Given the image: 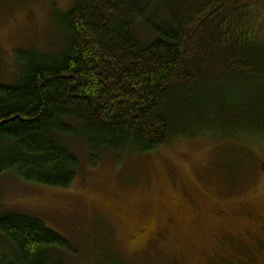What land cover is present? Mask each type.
<instances>
[{"label": "trees", "instance_id": "16d2710c", "mask_svg": "<svg viewBox=\"0 0 264 264\" xmlns=\"http://www.w3.org/2000/svg\"><path fill=\"white\" fill-rule=\"evenodd\" d=\"M262 12L264 0H74L60 17L59 53L20 54L17 82H0V177L68 189L79 168L70 142L94 165L178 142L255 149L264 143ZM0 237L16 264L73 255L23 215H1Z\"/></svg>", "mask_w": 264, "mask_h": 264}, {"label": "rangeland", "instance_id": "374dc122", "mask_svg": "<svg viewBox=\"0 0 264 264\" xmlns=\"http://www.w3.org/2000/svg\"><path fill=\"white\" fill-rule=\"evenodd\" d=\"M73 2L0 0L1 83L17 82L20 54L59 53L60 17ZM258 22L264 29V12ZM208 143L102 155L94 165L70 142L79 161L70 187L2 176L0 216L42 222L72 247L69 264H264V143ZM9 250L0 237V264H16Z\"/></svg>", "mask_w": 264, "mask_h": 264}]
</instances>
